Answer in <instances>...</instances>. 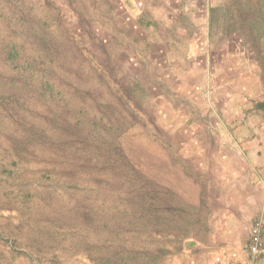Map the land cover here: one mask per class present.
Masks as SVG:
<instances>
[{"label":"rangeland","instance_id":"1","mask_svg":"<svg viewBox=\"0 0 264 264\" xmlns=\"http://www.w3.org/2000/svg\"><path fill=\"white\" fill-rule=\"evenodd\" d=\"M220 2L0 0V264H264V0L240 45Z\"/></svg>","mask_w":264,"mask_h":264},{"label":"crops","instance_id":"2","mask_svg":"<svg viewBox=\"0 0 264 264\" xmlns=\"http://www.w3.org/2000/svg\"><path fill=\"white\" fill-rule=\"evenodd\" d=\"M257 5V0H235V2L221 0L220 6L223 12H231L233 11L232 7L235 6V45L243 43L237 14L250 13L256 10ZM239 50L240 48H235V104H264V81H262V77L258 72L251 70L250 64L246 63V59L241 58V51ZM245 66L248 68L246 69ZM247 135L235 136V139L242 141L246 139ZM244 156L245 152H242L241 158H244ZM252 157H254V153H252ZM239 173L240 169L235 168V199H238V194L241 190L253 192L248 195V198L255 199L256 195L254 194L261 187L263 190V199L261 201L263 210L261 214L264 217V181L260 179L257 183V172L253 167H249L246 172L248 175L247 181L243 178H237L240 175Z\"/></svg>","mask_w":264,"mask_h":264},{"label":"built area","instance_id":"3","mask_svg":"<svg viewBox=\"0 0 264 264\" xmlns=\"http://www.w3.org/2000/svg\"><path fill=\"white\" fill-rule=\"evenodd\" d=\"M248 251L256 254L264 251V226L261 220H255L250 229V245Z\"/></svg>","mask_w":264,"mask_h":264}]
</instances>
